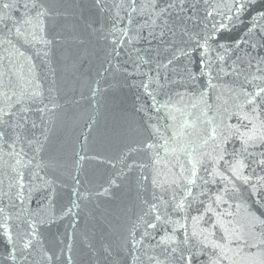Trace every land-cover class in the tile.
<instances>
[{"label": "snow or ice", "instance_id": "snow-or-ice-1", "mask_svg": "<svg viewBox=\"0 0 264 264\" xmlns=\"http://www.w3.org/2000/svg\"><path fill=\"white\" fill-rule=\"evenodd\" d=\"M185 2L148 0L138 12L141 24L133 17L139 0H91L90 6L0 0V239L10 246L0 264H264V219H227L235 216L229 205L235 181L251 183L245 174L251 164L264 171V68L257 76L235 62L226 66L224 55L214 61L211 37L191 43L192 17L181 15ZM237 3L238 21L256 0ZM13 9H23V16L14 18L7 11ZM125 17L135 24L134 35L118 28ZM141 42L146 46L138 47ZM199 48L197 61L191 50ZM124 85L136 89L131 112ZM85 90L98 110L101 98L111 96V136L120 148L114 157L76 151L70 163L59 132ZM232 141L240 147L229 153ZM90 160L117 169L95 197L112 198L127 181L145 205L137 217L145 220L141 239L135 223L123 235L103 213V219L91 214L101 230L99 246L95 226L79 227L94 199ZM262 182L257 185L264 188ZM212 185L223 187L212 194ZM221 205L228 208L217 212ZM65 220L70 230L63 240L49 239L51 227ZM78 235L79 255L73 251Z\"/></svg>", "mask_w": 264, "mask_h": 264}, {"label": "water", "instance_id": "water-1", "mask_svg": "<svg viewBox=\"0 0 264 264\" xmlns=\"http://www.w3.org/2000/svg\"><path fill=\"white\" fill-rule=\"evenodd\" d=\"M82 5L90 6L91 0H80ZM111 4V0H108ZM148 0H139L137 6V13H133V17L140 20L143 24L144 21L138 16V12L141 6L146 5ZM194 4V6H193ZM237 0H186L184 8L185 11L181 13L182 16H191L192 20L188 22L187 27L193 36L191 43H195L199 40L203 44L206 37L208 39L207 47L210 48L208 55L216 62L220 55L225 57V65H231L235 62L245 70V73L249 71L257 76L262 73L257 71V68H264V0H256V3L250 5L246 11L239 14L237 21ZM14 18H21L23 16V9L7 10ZM123 15V13H122ZM221 25H228V30L222 29ZM12 25L9 24V27ZM118 28H131L132 31L129 35H134L135 24L129 25L127 18L118 25ZM215 30V31H214ZM146 34V32H145ZM224 45L226 47H221ZM138 47H145V43L141 42ZM203 52V48L191 50V55L194 60L200 59V54ZM59 55V53H57ZM122 58V57H121ZM118 58V59H121ZM55 59V57H54ZM183 60V57H181ZM251 62L252 67L249 69L248 65ZM39 63V61H37ZM179 61L177 62L179 66ZM59 67V66H57ZM193 69H196V65H193ZM145 69H141L143 72ZM43 71H47L43 68ZM154 75V73H149ZM198 74V73H197ZM56 78L61 80L63 78L62 71H57ZM141 77L137 76L136 79ZM146 79V77H145ZM206 79V78H205ZM251 79V76H249ZM135 88H129L128 85H124L121 95L127 98V108L129 112L132 111V103L135 101ZM76 96L79 97V91ZM111 96L109 95L108 101L105 102L101 98L103 107L95 106L89 102L87 97V91L85 90V98L81 100L79 105L70 106L68 113V121L63 125L59 132L60 139L65 143L66 151L71 163L73 153L76 151H83L85 154L91 156L100 154L104 157L115 156L119 151V143L111 136L112 129V112H111ZM139 119V117H136ZM92 128L89 131L87 125L93 122ZM163 123V120H161ZM227 123L235 124L236 121L228 120ZM87 137V140L84 139ZM81 143L84 144V148H81ZM239 141H232L227 145L229 153L233 149L239 150ZM259 151L258 149L256 150ZM259 159L257 155L255 157ZM226 159H231V156H226ZM252 157H249L245 162L250 163ZM119 164L117 168H119ZM255 169V172L252 169ZM117 169H112L107 164L98 163L95 160L86 162V173L88 179L91 180V184L88 187L93 192V202L85 208L84 218L81 219L79 227L84 229L87 227L89 231L95 226L96 236L94 242L99 246L100 242V228L96 222H91V214L101 216L103 213L107 216V220L111 221V224L115 226L119 233L128 235L129 230H133V223L138 227L135 229L137 233V239H141V234L145 230V220L137 219V217L143 216V210L145 205L135 200L134 193L129 192L127 181L122 182V186L118 189H114V196L107 198L104 196L95 197V192L100 189L101 185L106 186V181L110 178L111 174ZM222 170V169H221ZM245 174L251 177L250 184H242L240 181H235L237 191L233 194L232 199L229 200V205L232 206L231 210L235 212L234 217H228L227 219L233 221H240L241 224L247 223L253 217H260L264 219V188L257 185V181L260 177H264V171H262L255 164L245 169ZM264 183V182H262ZM257 185V187H253ZM222 185H212V194H215L217 188H222ZM83 190V189H82ZM70 195L69 189H65L62 198L67 202ZM239 205V208L236 206ZM228 208V205H221L217 209V212L223 211ZM103 219V216H101ZM147 219V218H145ZM68 229V221L65 220L61 224L54 225L47 233L49 239L53 236L59 242L63 240L64 233ZM149 232L152 229H148ZM145 245L149 243V238L144 237ZM81 237L78 235L75 241V247L73 251L79 255V250L82 245L80 243ZM68 241H65L66 244ZM154 244L155 241H152ZM10 246L7 241L0 239V259L7 255L6 248ZM159 251V249H157ZM3 264H20L19 261L12 262L10 260H3ZM60 264H65L61 261ZM74 264H78L74 261ZM100 264H105L101 261Z\"/></svg>", "mask_w": 264, "mask_h": 264}]
</instances>
